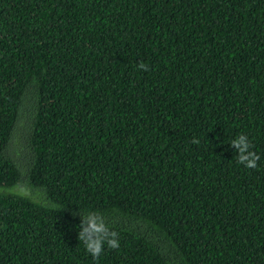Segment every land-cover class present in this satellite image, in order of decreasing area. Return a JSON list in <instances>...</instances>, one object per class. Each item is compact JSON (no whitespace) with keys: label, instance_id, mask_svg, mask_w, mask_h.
<instances>
[{"label":"trees","instance_id":"obj_1","mask_svg":"<svg viewBox=\"0 0 264 264\" xmlns=\"http://www.w3.org/2000/svg\"><path fill=\"white\" fill-rule=\"evenodd\" d=\"M0 264H264V0H0Z\"/></svg>","mask_w":264,"mask_h":264},{"label":"clouds","instance_id":"obj_2","mask_svg":"<svg viewBox=\"0 0 264 264\" xmlns=\"http://www.w3.org/2000/svg\"><path fill=\"white\" fill-rule=\"evenodd\" d=\"M139 68L145 71L148 70L144 63H141ZM230 145L237 150V159L240 164L248 169L257 168L260 156L251 151L252 145L246 135L240 134L236 139L231 141ZM82 223L88 226L84 227L79 233L78 240L83 242L86 251L93 258L101 255L105 244L112 249L119 247V241L116 239L117 233L110 231L104 221L98 219L96 215L91 213L84 215Z\"/></svg>","mask_w":264,"mask_h":264}]
</instances>
